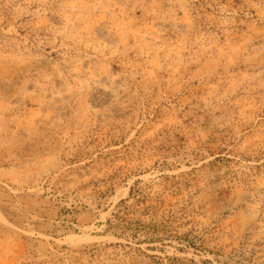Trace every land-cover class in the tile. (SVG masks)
<instances>
[{"label":"rangeland","instance_id":"obj_1","mask_svg":"<svg viewBox=\"0 0 264 264\" xmlns=\"http://www.w3.org/2000/svg\"><path fill=\"white\" fill-rule=\"evenodd\" d=\"M0 264H264V0H0Z\"/></svg>","mask_w":264,"mask_h":264}]
</instances>
